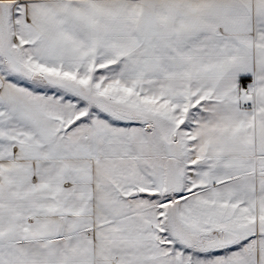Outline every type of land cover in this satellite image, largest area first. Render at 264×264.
Here are the masks:
<instances>
[{"label":"snow or ice","instance_id":"1","mask_svg":"<svg viewBox=\"0 0 264 264\" xmlns=\"http://www.w3.org/2000/svg\"><path fill=\"white\" fill-rule=\"evenodd\" d=\"M0 264H264V0H0Z\"/></svg>","mask_w":264,"mask_h":264}]
</instances>
